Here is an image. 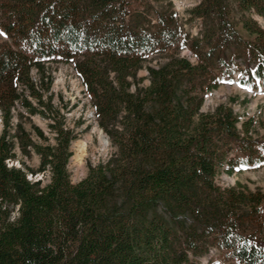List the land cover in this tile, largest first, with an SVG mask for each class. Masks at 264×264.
<instances>
[{"label":"trees","instance_id":"obj_1","mask_svg":"<svg viewBox=\"0 0 264 264\" xmlns=\"http://www.w3.org/2000/svg\"><path fill=\"white\" fill-rule=\"evenodd\" d=\"M256 16L264 0H196L191 34L169 0H0V264H214L202 260L214 248L233 264H264L263 187L217 179L264 165V133L227 102L202 109L236 71L248 88L264 84ZM57 61L72 64L114 146L76 181L62 114L53 145L17 123L22 151L31 145L41 161L9 164L13 107L37 109L25 96L40 100L33 69L43 77Z\"/></svg>","mask_w":264,"mask_h":264},{"label":"rangeland","instance_id":"obj_2","mask_svg":"<svg viewBox=\"0 0 264 264\" xmlns=\"http://www.w3.org/2000/svg\"><path fill=\"white\" fill-rule=\"evenodd\" d=\"M155 6H166L168 0H150ZM172 1L173 8L178 11V15L184 22L186 31L191 34H196L200 29L199 19L188 20L190 16V9L195 5L196 0H169ZM264 27V19L256 16ZM241 33L245 36L249 34L239 25ZM183 53L190 56L193 60L195 56L188 49H183ZM241 63V61H240ZM242 64V63H241ZM48 70L46 74L42 75L38 70L33 69L32 77L35 81L36 90L39 91L40 100L31 93L28 89L25 92L27 99L31 100L32 106L37 108L35 111L29 109V107L18 101L16 106L13 107V117L9 127L11 131L15 151V157L10 161V165H16L18 167H32L36 170L40 165V156L36 150L30 145V152L24 153L19 146L18 137H16L17 123L20 124L24 130H26L32 139L41 145L55 144L56 131L51 128V123L55 121V116L59 117L62 114L64 124L72 129L75 134L74 139L71 141L70 150L72 151V157L68 163V169L73 181H76L86 175L88 166L90 163H97L100 160H105L111 152L114 150V146L111 143L110 137L107 132L98 125L95 113H93V107L88 98L83 84L80 82L71 63H65L62 61L49 62L47 64ZM147 69L143 68L139 71V76L143 78V83L147 84L148 80ZM239 76V72H235V78ZM206 97L207 106H204L203 110L209 108L211 105H215L221 102H227L232 105L233 109L245 118L248 116L254 119L253 135L256 137L261 136L264 133V84L255 85L252 88H248L239 83L234 84V80L227 84L225 81L218 88L210 90ZM38 126L45 133V138L38 136L34 127ZM3 128V116L0 110V133ZM98 129L104 137H107L106 145L103 146L98 138ZM87 138H93L90 142L88 153L84 158L83 167L78 166L73 162L75 157L74 146L80 141H85ZM106 139V138H105ZM223 168H226L224 166ZM47 173V172H46ZM42 175V173L28 172L29 178H42L46 181L48 175ZM218 181L222 185L243 183L247 184L250 188L256 189L258 186L264 189V165L253 168L237 169L233 173H226L225 170L218 174ZM211 259L214 264H233V261L226 260L222 257L220 252L214 248L209 254L202 257V260L207 262Z\"/></svg>","mask_w":264,"mask_h":264},{"label":"bare ground","instance_id":"obj_3","mask_svg":"<svg viewBox=\"0 0 264 264\" xmlns=\"http://www.w3.org/2000/svg\"><path fill=\"white\" fill-rule=\"evenodd\" d=\"M97 135H98V138L100 139L101 144L105 146L106 139L104 135L101 133V130L98 129ZM92 139L93 138H87V140L80 141L74 146V151L76 155L73 158V162H75L80 167H83L84 158L86 157L88 153V148H89L90 142H92Z\"/></svg>","mask_w":264,"mask_h":264},{"label":"water","instance_id":"obj_4","mask_svg":"<svg viewBox=\"0 0 264 264\" xmlns=\"http://www.w3.org/2000/svg\"><path fill=\"white\" fill-rule=\"evenodd\" d=\"M227 84H228V82H226ZM207 98H209V97H206V99H205V101H204V104H203V106H202V109L204 108V106H207V101H208V99ZM106 138V142H107V137H105Z\"/></svg>","mask_w":264,"mask_h":264}]
</instances>
